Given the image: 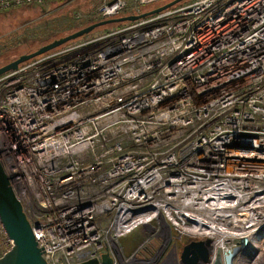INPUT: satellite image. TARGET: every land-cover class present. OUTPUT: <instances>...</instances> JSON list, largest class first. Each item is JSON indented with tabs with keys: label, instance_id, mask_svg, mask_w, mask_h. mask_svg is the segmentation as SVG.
<instances>
[{
	"label": "built area",
	"instance_id": "built-area-1",
	"mask_svg": "<svg viewBox=\"0 0 264 264\" xmlns=\"http://www.w3.org/2000/svg\"><path fill=\"white\" fill-rule=\"evenodd\" d=\"M161 1L100 0L89 18ZM0 161L48 264H170L205 238L213 257L198 218L264 226V0L178 3L1 74ZM12 245L0 222V256Z\"/></svg>",
	"mask_w": 264,
	"mask_h": 264
},
{
	"label": "water",
	"instance_id": "water-1",
	"mask_svg": "<svg viewBox=\"0 0 264 264\" xmlns=\"http://www.w3.org/2000/svg\"><path fill=\"white\" fill-rule=\"evenodd\" d=\"M183 0H169L152 9L141 13H130L117 17L105 18L88 24L66 35L42 44L29 53H22L17 58L0 66V75L16 69L19 64L38 55L55 49L71 40L87 35L95 28L117 22L134 21L161 12ZM0 222L10 240L11 248L0 256V264H48L42 256L43 247H39L33 235L31 224L23 211L20 200L16 197L11 181L0 161ZM264 234V231L262 232ZM250 248L248 236L240 237L239 241L229 251L221 255L218 248L212 257V239H198L185 243L179 253V264H235L238 257L247 253ZM45 251V250H44ZM250 253L254 254L252 250ZM112 258L104 253L101 259H90L78 264H112Z\"/></svg>",
	"mask_w": 264,
	"mask_h": 264
},
{
	"label": "rangeland",
	"instance_id": "rangeland-1",
	"mask_svg": "<svg viewBox=\"0 0 264 264\" xmlns=\"http://www.w3.org/2000/svg\"><path fill=\"white\" fill-rule=\"evenodd\" d=\"M168 1L147 4L141 8L146 11ZM188 1L190 0H186V2ZM99 2L100 0H73L70 2L48 0L46 5L12 8L9 15L0 12V65L13 56L27 53L28 49H37L41 42L50 37L68 34L78 26H85L90 20V13ZM128 2H132V0H128ZM124 10L120 15H123L124 12L131 13L129 8ZM78 13L83 16L76 18ZM112 28L114 27L103 25L83 37L96 35ZM144 231V228L140 227L120 238V243L117 242V245L123 246L125 255H130L137 244L142 241ZM255 238L256 252L250 253L252 250L254 251L251 243L247 253L238 257L235 264H259L257 261L261 257L259 255H262L261 260H264V234L257 233Z\"/></svg>",
	"mask_w": 264,
	"mask_h": 264
},
{
	"label": "bare ground",
	"instance_id": "bare-ground-1",
	"mask_svg": "<svg viewBox=\"0 0 264 264\" xmlns=\"http://www.w3.org/2000/svg\"><path fill=\"white\" fill-rule=\"evenodd\" d=\"M207 216L213 215L216 216L218 218H221V215H223L224 213H216V212H210V211H206ZM259 216L256 215L255 217L253 216L252 218H257ZM222 219V218H221ZM198 225L195 226L194 231H198L201 233H208L210 235H215L216 236V240H215V247L218 249H229V246L226 245V241L229 240L230 236L232 235H245L248 234L249 240H250V244L252 245V247H254V252H256L257 247L255 246L256 243V234L259 233L260 235H263V231H264V226H259L260 228L256 227V228H248L245 224H241V223H232L229 224L228 222H218L215 224H208L206 227H203V223H201V220L198 218ZM245 233V234H244ZM256 233V234H255ZM252 249V248H251ZM261 257H259L257 259L259 264H264V260L262 259V255H259ZM256 263V262H255Z\"/></svg>",
	"mask_w": 264,
	"mask_h": 264
},
{
	"label": "trees",
	"instance_id": "trees-1",
	"mask_svg": "<svg viewBox=\"0 0 264 264\" xmlns=\"http://www.w3.org/2000/svg\"><path fill=\"white\" fill-rule=\"evenodd\" d=\"M184 2H186V0H183V1H181L180 3H184ZM22 6H33V5H21V6H17V7H22ZM17 7H14V8H17ZM11 10H12V8H8V9H4V10H2V11H0V12H4L5 15H9L10 12H11ZM124 11H125V10H124ZM141 11L143 12V11H145V10L141 9ZM121 14H122V13H121ZM125 14H128V13H127V12H124L123 15H125ZM98 20H99V19H90V20L87 21V23L85 24V26L88 25V24H91V23H93V22H96V21H98ZM127 22H129V21H124V22H117V23L106 24V26H109V27H117V26H121V25H123V24H125V23H127ZM104 26H105V25H104ZM81 27H84V25H82V26H78L76 29L71 30V31H69V32H73V31H75V30H77V29H79V28H81ZM100 27H101V26H100ZM63 35H66V34H63ZM63 35H59V36H56V37H50L48 40H45L44 42H41V43H40V46H41L42 44L48 43V42L52 41L53 39L58 38V37L63 36ZM82 37H83V36H82ZM80 38H81V37H80ZM80 38H77V39L71 40V41H69V42H67V43H65V44H63V45L69 44V43H71V42H73V41H76V40H78V39H80ZM61 46H62V45H61ZM34 50H35V48H34V49H28V50H26V52L29 53V52H32V51H34ZM19 55H20V54H18V55H16V56H13V57L10 58L9 60H7L5 63L1 64L0 66H2V65H4V64L10 62L11 60L17 58Z\"/></svg>",
	"mask_w": 264,
	"mask_h": 264
},
{
	"label": "flooded vegetation",
	"instance_id": "flooded-vegetation-1",
	"mask_svg": "<svg viewBox=\"0 0 264 264\" xmlns=\"http://www.w3.org/2000/svg\"><path fill=\"white\" fill-rule=\"evenodd\" d=\"M143 238H144V233H143V237H142L141 240H143ZM140 243H138L137 246L134 249H136ZM156 243H157L156 240H153V241H151L150 246H148V247H153ZM184 244L185 243H180L177 246L176 251L174 250L175 252L172 253V256H171L172 257V261H170V264H179V253H180V251H181V249H182V247H183ZM147 254H148V250L147 251H143L140 254V256H146Z\"/></svg>",
	"mask_w": 264,
	"mask_h": 264
}]
</instances>
